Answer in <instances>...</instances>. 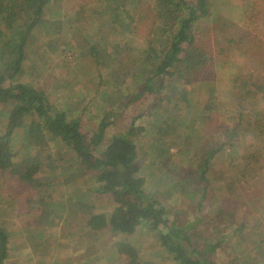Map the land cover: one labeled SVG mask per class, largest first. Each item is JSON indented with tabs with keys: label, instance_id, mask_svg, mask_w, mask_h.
Returning <instances> with one entry per match:
<instances>
[{
	"label": "rangeland",
	"instance_id": "obj_1",
	"mask_svg": "<svg viewBox=\"0 0 264 264\" xmlns=\"http://www.w3.org/2000/svg\"><path fill=\"white\" fill-rule=\"evenodd\" d=\"M212 1L211 17L199 23L196 31V44L208 54V64L201 81H180L181 88L189 92L190 108L177 110L174 101L167 103L152 96L130 102L141 83V68L135 64H142L138 56L148 48L143 35L149 34L152 21L161 13L156 0L139 3L136 14L137 20L141 19L137 22L141 32L133 37L121 35V26L113 24L106 14L110 0H54L42 22L45 24L32 37L33 46L27 51L18 80L47 93L70 117L79 116L81 131L90 139L102 120L110 126L108 136L129 134L133 124L139 150L136 163L146 180L145 189L167 206L170 217L180 214L181 226L191 225L187 234L194 249L214 247L215 264H264V0ZM60 23L61 29L55 31ZM145 74L144 78L149 77ZM109 80L113 83L108 85ZM206 105L208 109L199 121V107ZM166 118L177 119L175 130L157 148L149 127ZM234 128L238 131L233 133ZM8 130V117L3 116L0 136ZM220 146L223 149L211 162L206 183L198 176V156L202 158L206 150ZM11 150L23 162L39 154L43 167L57 172L61 179L43 176L41 182L55 183V187L32 192L16 177L0 173V228L9 234L10 242L37 240V232L40 240H60L64 236L61 230L75 222L80 234L88 230L84 240H114L116 252L122 256L119 264L131 263L124 244L132 246L140 262L174 264L158 241V232L164 227L157 229L154 222L143 223L133 236L114 234L109 227L98 233L86 228L93 216L110 217L117 207L112 195L95 198L89 190L94 172L76 173L78 193H67L71 199L59 212L47 209L46 202L52 200L56 205L63 183L71 179L70 155L57 141L48 136L39 147L38 136H26L21 129L13 135ZM154 166L156 175L150 171ZM193 185L209 188L204 202L200 194L193 196ZM40 196L43 204L29 203ZM70 201L94 210L81 211L77 222L69 212L71 218L64 223ZM44 211L57 212L56 222L47 219L48 215L41 217ZM68 239L64 236L62 240ZM79 239L83 240L81 235L73 238Z\"/></svg>",
	"mask_w": 264,
	"mask_h": 264
},
{
	"label": "trees",
	"instance_id": "obj_2",
	"mask_svg": "<svg viewBox=\"0 0 264 264\" xmlns=\"http://www.w3.org/2000/svg\"><path fill=\"white\" fill-rule=\"evenodd\" d=\"M53 1L0 0V118L5 116L9 121V130L0 136V173L16 177L32 192L54 188L55 183L41 182V178L46 175L56 176L59 179L61 177L52 169L43 167L39 154L33 160L23 162L11 150L13 135L18 130L23 129L26 136L36 134L39 147L49 136L70 155L71 166L68 173L71 174V179L63 183L64 191L58 196L59 202L56 205L52 200L46 202L47 209L55 208L59 212L64 202L71 199L67 193H78L75 188V184L79 181L76 173L91 171L95 176L91 178L89 190L97 195H112L117 207L110 217L106 214L93 216L86 224L89 231L98 233L109 227L114 234L133 236L143 223L154 222V227L157 229L160 226L164 227L158 232V241L172 257L174 264H215L213 261L215 248L194 249L187 234L191 225L181 226L178 222L180 215L178 212L170 217L167 206L147 193L146 180L141 177L142 169L136 163L139 150L133 124L129 134L108 136L110 126L106 120H102L97 132L90 139L81 131L79 116L70 117L67 111L61 110L51 102L47 93L18 80L28 55L27 51L33 46L32 37L34 34L38 35V27L45 24L42 22L47 15L48 7L54 4ZM141 1L110 0L106 14L113 19V24L121 26V35L132 36L141 32L137 23L141 22V19L137 20L136 14ZM156 1L161 13L152 21L149 34L142 36L147 38L148 48H144L138 56L141 57L142 64L138 63V65L137 62L135 64L141 68L142 75L138 79L141 83L131 94L130 102L135 103L152 96L155 100L167 103L174 101L177 110L190 108L189 92L186 88H181L180 81L183 80L187 84L197 82L208 64V54L204 48L196 44V31L199 23L211 17L214 2L212 0ZM61 27L60 23L53 29L58 31ZM159 34L161 38H158ZM154 36L155 39L152 40ZM38 43L41 44L40 41ZM145 73L149 77L144 78ZM99 77L102 80V75ZM111 83L113 82L107 81L108 85ZM103 96L106 97V94ZM207 107V105L199 107L200 110L197 112L199 121H202ZM169 120L162 119L160 124L153 123L149 127V135L152 136L153 145L157 148L163 145L166 137L174 133L173 125L176 124L177 119L170 120L172 124L168 123ZM235 130L238 131L234 128L233 133ZM222 149L223 147L220 146L206 150L202 158L198 156L200 161L197 172L202 181L208 183L207 173L211 162ZM156 167L150 170L154 175L157 174ZM232 186L229 185L230 188ZM193 188L195 189L193 196L195 193L200 194L204 202L209 188L204 185H193ZM172 197L174 196L170 195V198ZM178 198L183 199L181 196ZM32 202L41 205L44 199L40 196L39 200H29V203ZM43 215H48L47 219L51 222H56L58 219L57 212L44 211L41 217ZM10 243L9 234L0 228V264H8L11 257ZM123 248L124 251H128L130 264H155L138 261L137 252L130 244H124Z\"/></svg>",
	"mask_w": 264,
	"mask_h": 264
},
{
	"label": "crops",
	"instance_id": "obj_3",
	"mask_svg": "<svg viewBox=\"0 0 264 264\" xmlns=\"http://www.w3.org/2000/svg\"><path fill=\"white\" fill-rule=\"evenodd\" d=\"M97 197L98 195L95 194V198ZM67 206L68 212L65 213L64 223L69 221L71 216L76 218L81 211L91 213L94 210V207L85 209L84 204L77 201H70ZM0 207L2 208V204ZM8 208L6 207V209ZM69 212L71 216L68 214ZM51 225L43 224V226L54 227ZM62 226L65 227L64 224ZM62 230L60 235L69 237L68 240H62L64 236L60 240L55 238L54 240L53 238L52 240H40L41 233L38 234V232L36 234L37 240H11V257L8 264H119L118 261L122 256L116 252L114 240L105 242V240H97L96 237L94 240H84L89 232L84 230L85 233L80 234V231L75 227V222L66 225V230L63 232ZM42 234L46 235L47 233L44 231ZM75 235L77 237L81 235L83 240H73Z\"/></svg>",
	"mask_w": 264,
	"mask_h": 264
}]
</instances>
